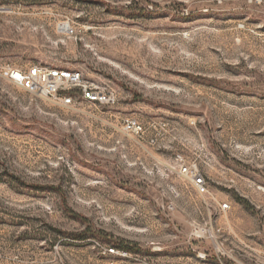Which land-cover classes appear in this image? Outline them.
Segmentation results:
<instances>
[{"label": "rangeland", "instance_id": "obj_1", "mask_svg": "<svg viewBox=\"0 0 264 264\" xmlns=\"http://www.w3.org/2000/svg\"><path fill=\"white\" fill-rule=\"evenodd\" d=\"M0 10V72L114 97L64 107L0 75V264H264V0Z\"/></svg>", "mask_w": 264, "mask_h": 264}, {"label": "built area", "instance_id": "obj_2", "mask_svg": "<svg viewBox=\"0 0 264 264\" xmlns=\"http://www.w3.org/2000/svg\"><path fill=\"white\" fill-rule=\"evenodd\" d=\"M0 75L23 90L57 101L64 107L74 103L73 99L65 93L69 88L79 89L82 102L108 105L114 101V97L110 93L97 90L92 85L84 83L81 74L77 72L50 70L41 66H32L26 71L1 67ZM126 128L134 131L137 127L135 123L127 121ZM190 177L195 190L199 194L205 193V183L201 174L197 170H193ZM226 208L227 205L224 204L223 209ZM109 251L113 252V249Z\"/></svg>", "mask_w": 264, "mask_h": 264}, {"label": "bare ground", "instance_id": "obj_3", "mask_svg": "<svg viewBox=\"0 0 264 264\" xmlns=\"http://www.w3.org/2000/svg\"><path fill=\"white\" fill-rule=\"evenodd\" d=\"M61 30H62V31H65V30H66V26H65V25H62V26H61Z\"/></svg>", "mask_w": 264, "mask_h": 264}, {"label": "trees", "instance_id": "obj_4", "mask_svg": "<svg viewBox=\"0 0 264 264\" xmlns=\"http://www.w3.org/2000/svg\"><path fill=\"white\" fill-rule=\"evenodd\" d=\"M124 248H125V246H124Z\"/></svg>", "mask_w": 264, "mask_h": 264}]
</instances>
